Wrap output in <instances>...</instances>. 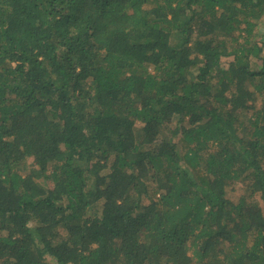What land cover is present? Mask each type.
Masks as SVG:
<instances>
[{"label":"trees","instance_id":"16d2710c","mask_svg":"<svg viewBox=\"0 0 264 264\" xmlns=\"http://www.w3.org/2000/svg\"><path fill=\"white\" fill-rule=\"evenodd\" d=\"M263 20L0 0V264H264Z\"/></svg>","mask_w":264,"mask_h":264},{"label":"rangeland","instance_id":"374dc122","mask_svg":"<svg viewBox=\"0 0 264 264\" xmlns=\"http://www.w3.org/2000/svg\"><path fill=\"white\" fill-rule=\"evenodd\" d=\"M260 27L263 28V32H264V20L261 23ZM229 191H230V193L232 195V198H234L235 196H237L238 194H240L242 192V189L237 184V185H233L232 187H230Z\"/></svg>","mask_w":264,"mask_h":264}]
</instances>
